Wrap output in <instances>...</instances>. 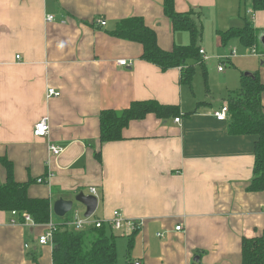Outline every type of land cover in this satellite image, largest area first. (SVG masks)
I'll return each mask as SVG.
<instances>
[{"label": "crops", "instance_id": "0c3cea01", "mask_svg": "<svg viewBox=\"0 0 264 264\" xmlns=\"http://www.w3.org/2000/svg\"><path fill=\"white\" fill-rule=\"evenodd\" d=\"M174 7L192 11L202 26L206 57L194 70L205 76L204 90L194 80L181 84L180 67L161 70L141 59V44L111 34L120 19L139 16L161 49L188 44L163 0H0V157L12 163L16 181H31L30 197L49 199L57 222L67 215L56 219L53 202L91 194L90 187L95 218L118 210L136 221L134 231H112L125 238L114 264H241L242 238L264 236V189H247L256 136L230 134L213 112L239 88L243 71L264 82V9L254 11L252 0H174ZM246 24L258 31L252 46L260 55L236 37L222 41L220 32ZM232 48L236 55L224 61L232 69L219 71ZM124 59L130 66L119 64ZM48 87L59 96L47 98ZM142 100L174 105L178 115L149 113L131 120L122 139L99 141L102 110ZM261 102L264 110V93ZM42 117L49 132L37 137ZM5 177L0 164V183ZM10 212L0 210V264H52L53 246L37 242L43 224L12 223Z\"/></svg>", "mask_w": 264, "mask_h": 264}, {"label": "trees", "instance_id": "16d2710c", "mask_svg": "<svg viewBox=\"0 0 264 264\" xmlns=\"http://www.w3.org/2000/svg\"><path fill=\"white\" fill-rule=\"evenodd\" d=\"M254 11L264 9V0H252ZM163 12L170 20L174 30L187 31L190 41L186 45H175L172 50L161 49L156 34L148 27L143 18L131 16L120 19L111 34L115 37L138 42L142 46L141 59L157 65L161 70L181 68V84L191 86L194 75V62L202 65L199 54V41L202 26L193 17V12H178L174 0H163ZM257 30L249 24L241 28H230L220 32L222 41L236 37L246 47L257 42ZM205 79V76H204ZM206 83V79H205ZM264 82L257 73L241 75L239 88L227 99V130L233 135H254V166L250 191L264 189V110L261 96ZM152 113L166 119L178 115L174 105H164L156 100L133 101L120 111L104 109L99 114V141H116L123 138L122 130L131 120L144 118ZM5 169V181L0 183V210H15L20 214L28 213L36 224H45L50 217L51 203L48 198H33L28 195L31 181L18 182L13 175L12 163L0 157ZM57 219H62L56 216ZM63 221V220H62ZM110 233H107L106 230ZM52 264H114L117 249L113 232L106 226L83 231H75L58 226L52 236ZM131 243V241H130ZM241 264H264V236L242 238Z\"/></svg>", "mask_w": 264, "mask_h": 264}, {"label": "built area", "instance_id": "2783aa9c", "mask_svg": "<svg viewBox=\"0 0 264 264\" xmlns=\"http://www.w3.org/2000/svg\"><path fill=\"white\" fill-rule=\"evenodd\" d=\"M48 20L53 19V15H49L47 17ZM100 25H105V21H100ZM250 53L253 55H260L258 51L256 50L255 46L250 47ZM199 54L203 55V58L206 57L205 52L202 48L199 49ZM236 52L234 48H232L227 55L221 56L222 62L218 65L217 69L219 71L223 68L224 61H228L231 57L235 56ZM19 58V56H16ZM120 65L124 66H130V63L127 62L125 59L119 61ZM60 92L56 90L53 87H48L46 90V97H52V96H59ZM228 114V106L227 103H223L221 107L218 110H215L213 112V115L215 118L219 121H226ZM175 121H179V117H176L174 119ZM49 132V122L47 117L40 118L33 126V134L37 137H46ZM49 150L54 155H59L62 151L59 147H56L54 145H49ZM37 182H43V179L41 177L37 178ZM90 193L96 196V190L94 187H90L89 189ZM13 216V219L11 220L12 223H16L17 221H20L23 224H29L31 226L38 225L34 222L32 217L26 213L23 212L20 214V219L18 217V213L15 210H12L10 212ZM94 213V212H93ZM89 215L88 217H85L83 213H81L76 207L72 206V209L66 214V218L63 219L62 223L57 222L54 220L53 216L49 217V220L43 224L44 230L42 233H40L37 237V242L40 245H52V236L53 232L57 229L58 226L67 227L70 229H73L75 231H83L91 228H100L102 226L108 227L111 231L114 232H124V229H128L126 231L131 232L136 230L137 223L133 220L125 221V219L121 216L120 212L118 210H114L112 212V216L107 219H100V218H93L94 214ZM18 223V222H17ZM126 227V228H125ZM182 228L181 225L175 226L176 230H180ZM157 236L163 237V233H157ZM139 264V263H135Z\"/></svg>", "mask_w": 264, "mask_h": 264}, {"label": "water", "instance_id": "95a60500", "mask_svg": "<svg viewBox=\"0 0 264 264\" xmlns=\"http://www.w3.org/2000/svg\"><path fill=\"white\" fill-rule=\"evenodd\" d=\"M261 41L264 44V34L260 36ZM245 76H251L250 72H244ZM73 202L80 203L84 206L83 215L88 217L97 208V197L93 194L78 193L73 200H65L62 198L56 199L52 204V211L57 217H64L73 206Z\"/></svg>", "mask_w": 264, "mask_h": 264}, {"label": "rangeland", "instance_id": "374dc122", "mask_svg": "<svg viewBox=\"0 0 264 264\" xmlns=\"http://www.w3.org/2000/svg\"><path fill=\"white\" fill-rule=\"evenodd\" d=\"M215 57V56H214ZM231 60H233V59H231ZM223 67L225 68V69H232V66L231 65H229L228 64V62H225L224 63V65H223ZM197 71V72H196ZM196 71L194 70V75H193V79L192 80H194V83L196 84V85H198L197 87H198V90H200V89H203L204 90V87H206V85H207V83H205V79H204V75H203V73H202V71H201V69L198 67L197 69H196ZM244 72H247V71H243V73ZM200 88V89H199ZM214 90H216V88H214ZM73 206H75V207H77L78 209H79V211L81 212V213H83V211H84V206L83 205H81L80 203H77V202H73ZM96 212V211H95ZM93 213L94 215H93V218H95L96 217V214L97 213ZM53 218H54V216H53ZM57 219V218H56ZM61 223H62V221H60ZM59 222V223H60ZM91 229H93V228H91ZM88 230V229H87ZM106 232L107 233H110L109 231H108V229L106 230ZM116 233V232H115ZM118 233V232H117ZM119 236H123V235H121V234H119ZM116 243H117V259L119 258V257H124V254H125V247H124V243H125V238H123V237H116ZM121 243H122V248H121Z\"/></svg>", "mask_w": 264, "mask_h": 264}]
</instances>
